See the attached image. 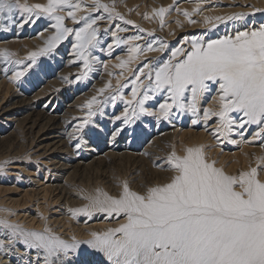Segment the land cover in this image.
Masks as SVG:
<instances>
[{
  "label": "bare ground",
  "instance_id": "obj_1",
  "mask_svg": "<svg viewBox=\"0 0 264 264\" xmlns=\"http://www.w3.org/2000/svg\"><path fill=\"white\" fill-rule=\"evenodd\" d=\"M174 1L148 0L147 3L146 0H133L130 4L125 0H117L116 3L114 0H102V3L108 4L123 17L120 19L118 16H113L115 14L109 18L108 13H106L108 16L99 14L94 18L92 15L95 12L91 11L92 0H83L81 11L77 15L87 12L92 19L96 20L95 27L99 29L98 44L89 50L91 70L84 69L83 60L78 57L73 48V45L77 43L74 32L49 51L54 55H64V50L68 49L72 53L68 57H63L64 61L59 65L61 69L58 71H54L53 68L50 71L41 70L47 67L48 63L50 66L57 65L55 59L58 56L43 62L44 64L40 65L41 69L37 68V63L36 66L28 68L29 64L33 65L32 60L28 58V53L44 47L45 41L55 29L52 28L50 32H41L38 38L33 39L19 38L17 34L3 35L5 40L0 42V49H7L13 55L10 61H5L1 57L0 62V147L5 145L7 148L6 150L4 148V152L0 149V220H6L25 230L42 231L47 228L50 232L69 241L72 237L81 242L86 241L91 238L92 232H103L108 228L117 227L126 221V217L123 214L109 216L106 212L100 211H93L90 215L80 212L73 216L70 210L88 205L90 203L88 198L97 195V189L109 195H118L124 181H127L132 190L140 193H144L148 187L170 182L175 172L167 164L168 155L175 150L177 155L182 156L185 147L190 146L204 145L206 158L215 161V166L222 168L228 174H238L239 171L256 167L259 163L261 165L259 178L264 180V136L253 138L258 131L257 126L246 125L242 129L237 124L226 137L220 136L217 139L214 129L219 123L218 117H211L208 121L203 118L204 108L214 110L217 108L215 98L218 95V84L209 82L208 92L197 101L196 113L173 108L167 120L139 113L138 107L137 115H133L132 108L125 104V100L132 99V81L136 79L133 73H139L144 64L150 65L154 80V69L172 59L174 50L180 48L184 52L190 51L192 39L195 38L198 41L202 39L206 43L208 40L234 37L237 32L258 30L264 25V21H260L258 26L252 24L248 27V25L247 29L244 26L235 27L236 29L227 35L226 31H223L225 27L223 24L218 27L221 29L217 33H212L214 35L206 39H203L201 34H188V37L181 39L183 43L171 47L168 44L169 49H167L165 41L163 42L164 38L161 40L162 37L156 36V34L159 36L161 30L171 32L169 33L171 38L175 36V32L177 33V29L170 31L169 28L172 25L180 27L185 23L192 24L191 26L203 27L205 24L208 26L209 24L203 21L205 17L210 20L212 17V19L221 17L229 11L228 7H221L223 0H215L218 4H214V0H189L192 2L181 4L175 7V10H171L170 4L173 5ZM26 2L28 4L46 3V0H26ZM161 7L168 9L163 17V25L161 18L153 11ZM196 7L198 11H193ZM179 8L191 11L193 16L191 14L190 16L193 18L185 17L183 12L178 15L176 11ZM101 10L105 14L103 9ZM14 13L22 14L23 12L15 11L11 16ZM5 16L8 20L11 19L7 13ZM44 19H46L44 16L39 18L34 16V19L32 17L33 24ZM114 19L115 21H112ZM189 19H194L192 21L195 23H189ZM169 20H172L174 24H169ZM198 20L200 21L197 22ZM253 20L256 22L257 18ZM70 21L73 22L72 19ZM120 21L123 25L121 28L117 26ZM125 21H132L133 25L126 24ZM215 22L218 21L215 20ZM83 23L84 21L73 23L71 28L83 27ZM113 23L114 27L110 29ZM130 27L136 29L129 31ZM100 32L103 34L102 37H99ZM106 36H108L107 40L104 39ZM134 36H138L139 39H129ZM117 38L128 43H117ZM149 44L156 49L164 44V51H147ZM109 45L112 46L111 49ZM134 45H139L144 50L134 53L135 58L128 61L129 50ZM101 46L102 51L99 49ZM54 50L57 51L54 52ZM103 54L105 59L100 57ZM41 58L38 56L35 61L37 62L38 59V63H41ZM176 59H179V56ZM121 60L128 61L123 68L117 67ZM3 61L8 64L7 68H2ZM16 61H22V63H16ZM92 64L100 67L98 71L93 72ZM24 68L28 70L23 77L13 80V74ZM82 71H87V75H82ZM144 71L147 72L149 69ZM76 75L80 78L74 79L80 80L92 76L94 81L91 80L93 82H88L87 87L77 91L59 90L64 83L70 84L71 79ZM141 79L144 84H148V80L143 76ZM117 80L120 81L119 85ZM108 83L111 86L105 88V84ZM100 89L104 91L100 92ZM71 91L73 95L70 94ZM78 93L81 94L72 101V96ZM143 94L142 88L138 96ZM148 95L152 96L151 91ZM113 96L116 97L115 101L112 99ZM93 97L98 103H91L90 106L101 114L99 118L104 127L100 138L94 136L90 138L87 132L91 129L86 130L83 135L77 128L81 123L80 120L86 116L84 113L89 112V110L85 111V108L89 107ZM163 101L164 95L157 93L152 96V99L144 102V107L150 112H158L159 104ZM41 102H44V105H41ZM83 103H86L84 108L81 107L85 105ZM133 103L135 104V101ZM15 105H19L20 108L14 109ZM46 105L52 107L49 108ZM126 108L130 118L129 123L125 124L123 121L120 124L116 117L119 116L124 120L122 114ZM70 112L75 118L73 126L70 125L72 121H68L70 117H67ZM233 115L237 120L239 119L240 114ZM127 126L131 130V135L128 133L129 140L122 143L126 136L122 134L127 131ZM84 138H87L85 142H83ZM175 145L176 148L173 149ZM14 160L16 161L11 163L12 165H7ZM147 170L149 173L145 172ZM85 174L89 175L88 179L85 178L86 180L83 178ZM144 175L149 178L146 179ZM90 189L94 192H90ZM8 192L17 193L8 194ZM0 241H3L0 245V264H14V260H19L20 264H44L42 252L38 256L35 249L28 248L18 237H12L11 230L3 225H0ZM62 260L63 264H110L103 252L85 243H81L67 257H62Z\"/></svg>",
  "mask_w": 264,
  "mask_h": 264
},
{
  "label": "snow or ice",
  "instance_id": "obj_2",
  "mask_svg": "<svg viewBox=\"0 0 264 264\" xmlns=\"http://www.w3.org/2000/svg\"><path fill=\"white\" fill-rule=\"evenodd\" d=\"M82 4L83 0H46V3L34 4H28L26 0H0V18L5 13L11 16L13 12L20 11L53 21L51 27L55 31L47 38L45 46L28 53L33 64L36 57L47 54L74 32L77 43L73 48L83 60L84 69L91 70L89 50L98 44L99 29L95 27L96 20L87 12L77 15ZM92 4V12L103 9L109 18L115 14L123 19L102 0H92ZM153 11L163 25L168 9L161 7ZM193 11H198V7ZM183 14L190 17L187 11ZM241 15L236 13L214 19L219 22ZM66 18L74 23L84 21L83 27H66ZM207 22L208 17H205ZM189 23L195 21L189 19ZM129 39L138 40L139 37ZM117 43L128 41L117 38ZM111 47L109 45V49ZM164 48V44L159 49L149 44L146 50L162 52ZM143 50L134 45L129 50L128 61L135 58L134 53ZM12 55L7 49H0V57L5 61H10ZM128 61L121 60L117 67L123 68ZM31 67L29 64L28 68ZM28 68L17 70L12 79L18 80ZM145 69L149 71L145 72ZM133 74L136 79L132 81V99L125 100L133 115H137V107L139 113L164 120L169 118L173 108L196 113L197 101L208 92L211 82L218 84L217 108H204L203 118L208 121L211 117H218L219 123L214 129L217 139L226 137L237 124L242 129L246 125H256L258 131L253 138L264 136V25L258 30L237 32L234 37L208 40L206 43L194 38L190 51L178 48L172 52V59L154 69V80L149 64H144L139 73ZM82 75H87V71H82ZM141 76L148 80V84H144ZM117 84H120L119 80ZM110 86V83L105 84V88ZM142 88L144 94L138 96ZM149 91L152 96L157 93L164 95L158 112H150L144 107V102L152 99ZM112 99L115 101L116 97ZM91 103L98 101L93 97L89 105ZM127 113L128 108L122 114L125 124L130 119ZM234 113L240 114L238 120ZM167 164L175 172L168 183L148 187L140 193L124 181L118 195L97 189V195L88 198V205L70 210L73 216L80 212L90 215L93 211H100L109 216L123 214L126 217V221L117 227L92 232L86 241H78L75 237L65 240L47 228L42 231L25 230L6 220H0V225L10 229L12 237H18L28 248L35 249L38 256L42 252L44 264H63L62 257L74 252L81 243L103 252L110 264H264V180L259 178L261 165L258 163L256 167H249L238 174H228L216 167L215 161L206 158L204 145L185 147L182 156L173 150L167 157Z\"/></svg>",
  "mask_w": 264,
  "mask_h": 264
},
{
  "label": "rangeland",
  "instance_id": "obj_3",
  "mask_svg": "<svg viewBox=\"0 0 264 264\" xmlns=\"http://www.w3.org/2000/svg\"><path fill=\"white\" fill-rule=\"evenodd\" d=\"M115 1H117V0H114V2ZM131 1H133V0H125V2H130V4H131ZM193 1V0H192ZM192 1H189V0H175L174 1V3H173V5L172 4H170V8L169 9H171V10H175L176 8L175 7H177V6H180L181 4H188V3H191ZM215 1V0H214ZM219 1V0H218ZM217 1V2H218ZM221 1V0H220ZM224 1V2H223ZM222 1V4H221V7L223 8H227L228 7V13L226 14V16L225 17H227V16H232L233 14H236V13H242L243 15H241V16H239V18H236V19H232V20H223V21H226V22H224V23H222L221 21H219V22H215V19H212V18H210V20H208V22H207V24H209L208 26L205 24L203 27H201V26H198V25H193V26H191L192 24H188V25H186L185 23H184V25H181L180 27H174L173 25L169 28L170 29V31H175L176 29H177V33L175 32V36L174 37H171L172 38V40H171V38H169V33H171V32H168V31H166V30H161V35L159 34V36H158V34H156V36L157 37H159V38H161V40L164 38V40H163V42L165 41V44H166V48L167 49H169V47H168V44H170V47L171 46H173V45H177V44H180L182 41H181V39H183V38H186V37H188V34H191V35H202V38L203 39H206V38H208L209 36H211V35H214L215 33H217L221 28H218L219 26H223V24H225V27L223 28V31H226V34L227 35H229V34H231L236 28H238V27H240V26H244V28L245 29H247V26L248 27H250V25L252 26V24H253V26H258L259 24H260V21H264V0H223ZM226 1V2H225ZM237 1V2H236ZM146 2L148 3V0H146ZM116 3V2H115ZM138 4V3H137ZM214 4H218V3H216V1H215V3ZM135 6V5H134ZM173 6H174V8H173ZM132 8H133V6H132ZM180 9V8H179ZM99 11H101V13L99 12ZM99 11H96L95 12V14H93L92 16L94 17V18H96V17H98L99 16V14H102L103 16H105V15H107L106 13L105 14H103V12H102V10L100 9ZM184 11H187V12H190V14H191V11H189V10H182V9H180V11H178V9H177V14L179 15L180 13L182 14V12H184ZM245 11V12H244ZM263 11V12H262ZM230 13V14H229ZM24 14V15H23ZM225 14H223V15H225ZM192 15V14H191ZM223 15H221V17H223ZM108 16V15H107ZM113 16H116V15H113ZM193 16V15H192ZM192 16H190V17H192ZM32 17H33V19H34V15L33 16H29V15H27L26 13H22V14H16V13H14L12 16H11V19H7V17L5 16V14L3 15V18H0V42H2V41H4L5 40V38L3 37V35H7V36H11L12 34H17L18 35V37L19 38H23V39H28V38H30V39H33V38H38V36H39V33H41V32H50V31H52V27H51V25H52V23H53V21H51V20H49L47 17H45L46 19H44L43 21H40V22H37L36 24H33L34 22H33V20H32ZM15 18V19H14ZM193 18V17H192ZM253 18L255 19V18H257V21L256 22H254V20H253ZM6 19H7V21H6ZM22 19V20H21ZM30 19V20H29ZM117 19V18H116ZM192 20H194V19H192ZM259 20V21H258ZM112 21H115V19L114 20H112ZM200 20H198L197 22H199ZM203 21H205V20H203ZM239 21V22H238ZM13 22V23H12ZM249 22V23H248ZM254 22V23H253ZM73 23L74 22H71L70 21V18H66L65 19V21H64V24H65V26L66 27H69V28H71L72 27V25H73ZM125 23L126 24H129V23H127L126 21H125ZM169 24H174V22L172 21V20H169V22H168ZM215 24L216 26V28H214V27H212V25L213 24ZM230 23V24H229ZM264 23V22H263ZM118 25V27L119 28H121L123 25H122V22L120 21L119 23H117ZM229 24V25H228ZM76 26L77 25H79V24H75ZM129 25H133V24H129ZM128 25V26H129ZM8 26L9 27V29H5L6 27ZM22 26V27H21ZM75 27V26H74ZM113 27H114V23L113 24H111V28L110 29H113ZM187 27V28H186ZM199 27H201L200 29H199ZM234 27V28H233ZM236 27V28H235ZM13 28V29H12ZM202 28H204V29H202ZM218 28V29H217ZM136 28H129V31H134ZM207 29V30H206ZM227 29V30H226ZM2 30V31H1ZM39 30V31H38ZM188 30V31H187ZM209 30V31H208ZM212 31V32H211ZM15 32V33H14ZM163 32V33H162ZM167 33V34H166ZM212 33H214V34H212ZM166 36H165V35ZM69 35H71V34H69ZM102 32H100L99 33V37H102ZM165 36V37H164ZM68 38V37H67ZM104 39L105 40H107L108 39V36H106V38L104 37ZM183 43V42H182ZM185 44L187 43L186 41L184 42ZM185 44H182V45H184V46H186ZM19 48H22V47H19ZM59 48V47H58ZM115 48V47H114ZM99 49H100V51H102V46L101 47H99ZM58 50V49H57ZM56 50V51H57ZM59 50H60V48H59ZM55 50H54V52H56ZM51 52H48L47 54H45V55H41V59L40 60H42V62L41 63H38V59H37V62L35 61V63L32 65V66H36L37 64V68L38 69H41V67H40V65H42V64H44L43 62H46L49 58L51 59V58H54V57H56V56H58V57H56L57 59H55V61L57 62V65L56 64H52L51 66H50V63H48V64H46L47 65V67H44V68H42L41 70L42 71H45V70H51V68H53L54 69V71H58V70H60L59 69V65H61L62 63H63V61H64V58L67 56H70L72 53L71 52H69L68 51V49L67 50H64V55H54V53H51ZM70 54V55H69ZM49 55V56H48ZM51 55H52V57H51ZM104 54L102 55V56H100V57H102V58H104ZM64 57V58H63ZM1 57H0V62H1ZM44 59V60H43ZM105 59V58H104ZM100 61V60H99ZM59 62V63H58ZM3 64V66H2V68H7V66H8V64L7 63H4V61L2 62ZM37 63V64H36ZM100 64H101V62H99ZM93 65V67H94V70H93V72H96V71H98V69L100 68L99 66L97 67V66H95V64H92ZM62 67V66H61ZM47 68V69H46ZM50 68V69H49ZM31 72H33V71H31ZM25 74V73H24ZM78 75H76V76H74L72 79H71V83L70 84H67V83H64V85H63V87L61 88V89H59V90H62L63 91V89L65 90L66 89V91L67 90H69V89H73V90H75V91H77L78 89H83V88H85V87H87V85L89 84V83H92L94 80H93V77L91 76L90 78L88 77V78H82V79H80V80H77V79H74V78H76ZM80 76V75H79ZM21 77H23V76H21ZM20 77V78H21ZM78 78V77H77ZM88 81H87V80ZM0 80H1V77H0ZM73 80H75L76 81V83H75V81L74 82H72ZM84 80H86V81H84ZM91 80H93V81H91ZM84 81V82H83ZM83 82V83H82ZM87 82V83H86ZM89 82V83H88ZM81 83V85L79 86V84ZM66 84V85H65ZM69 85V86H68ZM65 86V87H64ZM90 87V86H89ZM74 88H76V89H74ZM58 90V91H59ZM70 94H72L73 95V93H72V91L70 92ZM79 94H81V93H78V94H76V95H74V96H72V101H74L76 98H77V96H79ZM54 96V95H53ZM76 97V98H75ZM41 105H44V102H41L40 103ZM83 104H85V105H81V107H83V106H86V103H83ZM47 107H52L51 105H46ZM20 108V106L19 105H15V107H14V109H19ZM84 108V107H83ZM89 110V112L88 113H84L86 116H84V118H83V120H80V127L78 126L77 128L82 132L81 134H85V132H86V130H89V129H91V130H89V132H87L88 133V136L90 137V138H92L93 136L94 137H98V138H100V136L102 135V131H104L103 129H104V127L102 126L103 124H101V122H100V115L101 114H99L98 113V111L97 110H95V109H93L92 108V106H90L89 105V107H87V109L85 108V111H88ZM92 113L91 114V116L89 115V113ZM20 116V115H19ZM67 117H70L69 118V120L68 121H72V122H70L71 124V126H73L74 124H75V122H74V120H75V118H74V116H73V114L70 112L68 115H67ZM91 119V120H90ZM87 120V123H85V121ZM95 120V121H94ZM107 121V120H106ZM123 121L124 120H119V122H120V124L121 123H123ZM110 122V121H109ZM108 122V123H109ZM73 124V125H72ZM92 124V125H91ZM95 124V125H94ZM81 125H83V127H81ZM91 125V126H90ZM121 126V125H120ZM120 126H118L119 128H120ZM129 126V125H128ZM127 126V128L128 129H126L127 131H124V133L122 134L123 136H125V138H124V142H122V143H125V142H127L128 140H129V137H128V133H130V135H131V130L129 129V127ZM93 129H92V128ZM85 130V131H84ZM130 131V132H129ZM91 132V133H90ZM83 134V135H84ZM87 135V134H86ZM87 140V138H84L83 139V142H85ZM95 141H97V139H95ZM106 141V140H105ZM105 141H103V143H105ZM2 146V145H1ZM4 148H5V150L7 149L6 147H5V145L4 146H2V147H0V149L4 152L5 150H4ZM176 148V145L173 147V149H175ZM16 160H14V161H10V162H8V166H10V165H12L11 163H13V162H15ZM6 165V166H7ZM145 168H147V167H145ZM144 168V169H145ZM115 170L117 169V168H114ZM113 169V170H114ZM109 171H111V169L109 170ZM88 172V171H87ZM145 172H148V170L147 171H145ZM149 173V172H148ZM147 173V174H148ZM89 175H84L83 176V178L85 179H88L87 177H88ZM90 177L92 178L93 176H92V173L90 174ZM144 177L147 179V178H149V176L148 177H146L145 175H144ZM3 179V178H2ZM85 179V180H86ZM3 181V180H2ZM148 181H150V180H148ZM4 183V182H3ZM9 183V182H8ZM84 183H87V182H84ZM4 185H7V184H4ZM10 185H12V184H10ZM9 185V186H10ZM92 185V184H91ZM91 185H90V187H91ZM19 192H21V191H19ZM90 192H94V190H92L91 191V189H90ZM17 193V192H16ZM15 192H13V193H10V192H8V194H16ZM22 193V192H21ZM93 194V193H92ZM14 264H20V261L19 260H14ZM22 264V263H21ZM27 264V263H26Z\"/></svg>",
  "mask_w": 264,
  "mask_h": 264
}]
</instances>
